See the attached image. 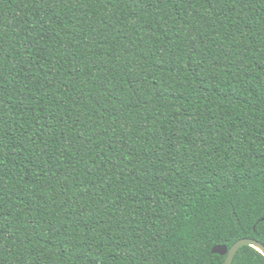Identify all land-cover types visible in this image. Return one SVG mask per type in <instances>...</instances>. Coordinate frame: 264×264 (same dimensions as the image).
Returning <instances> with one entry per match:
<instances>
[{
  "label": "trees",
  "instance_id": "16d2710c",
  "mask_svg": "<svg viewBox=\"0 0 264 264\" xmlns=\"http://www.w3.org/2000/svg\"><path fill=\"white\" fill-rule=\"evenodd\" d=\"M245 238L264 0H0V264H225Z\"/></svg>",
  "mask_w": 264,
  "mask_h": 264
},
{
  "label": "water",
  "instance_id": "95a60500",
  "mask_svg": "<svg viewBox=\"0 0 264 264\" xmlns=\"http://www.w3.org/2000/svg\"><path fill=\"white\" fill-rule=\"evenodd\" d=\"M244 246H251L264 255V244L254 239H242L238 241L231 249L227 246H215L212 250L213 254H218L226 257L225 264H232L238 251Z\"/></svg>",
  "mask_w": 264,
  "mask_h": 264
}]
</instances>
